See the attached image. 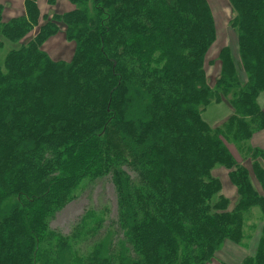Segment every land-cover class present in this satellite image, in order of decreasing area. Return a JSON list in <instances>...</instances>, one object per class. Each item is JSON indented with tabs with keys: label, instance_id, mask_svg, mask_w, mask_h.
I'll return each instance as SVG.
<instances>
[{
	"label": "trees",
	"instance_id": "16d2710c",
	"mask_svg": "<svg viewBox=\"0 0 264 264\" xmlns=\"http://www.w3.org/2000/svg\"><path fill=\"white\" fill-rule=\"evenodd\" d=\"M39 1L15 16L0 3V37L17 44L0 66V264H264V0H228L238 57L219 50L213 84L208 0ZM60 27L75 47L53 57ZM213 103L230 110L220 123L204 117ZM105 177L114 221L104 206L51 227Z\"/></svg>",
	"mask_w": 264,
	"mask_h": 264
},
{
	"label": "rangeland",
	"instance_id": "374dc122",
	"mask_svg": "<svg viewBox=\"0 0 264 264\" xmlns=\"http://www.w3.org/2000/svg\"><path fill=\"white\" fill-rule=\"evenodd\" d=\"M13 1L16 0H0V3H6V8L4 7V14L9 11V5L12 4ZM45 2L46 0H44L42 4L41 0L39 1L41 12L49 13L48 6L45 5ZM208 3L214 19L216 36L215 41L209 47L206 54L205 71L208 83L213 84L220 71V61L217 56L219 50L223 46H228L231 50L232 56H235L236 58L238 57V50L236 42V30L234 27L229 25L234 16V11L231 8L228 0H208ZM63 9L64 8L59 7L55 11L63 13L65 11ZM51 38L53 39L49 41L47 47L43 45V49H45L51 55L53 54L55 57H57L58 52L61 49L68 52L69 48L71 51V46H73V48L75 47L74 42H71L65 38L62 29ZM0 42V66H2L6 53L10 49L17 47V44L2 37H0ZM63 58L66 59L65 57H62L61 59ZM229 112L230 110L227 105H223L222 103H213L206 108L204 117L211 124L220 123L224 118H226ZM255 134L256 135L252 140L253 146H261L264 148V128ZM226 145H228L230 152L239 163L247 164V162H245V160L240 155L236 144L233 142H227ZM248 166H250V161ZM227 172L228 171L226 168L219 165H216L212 171V174L218 177L221 182V192L224 194L226 193V195L227 193H232L231 191H228L230 189L231 183L227 176ZM115 197L116 193L109 177L84 183L80 191H78L77 197L57 213L55 218L51 221V227L66 233L70 230L71 226L79 220L87 208H94L97 210L104 206L108 207L106 218H111L112 221H114L116 214ZM260 218L261 215L257 207L252 208L248 216L246 214L245 224L242 227V231L244 233V243H249L250 239L258 232ZM213 264H219V262L215 260L213 261Z\"/></svg>",
	"mask_w": 264,
	"mask_h": 264
},
{
	"label": "crops",
	"instance_id": "0c3cea01",
	"mask_svg": "<svg viewBox=\"0 0 264 264\" xmlns=\"http://www.w3.org/2000/svg\"><path fill=\"white\" fill-rule=\"evenodd\" d=\"M6 4V3H5ZM10 8H9V11H8V14L11 15V16H15V15H19L22 13L23 11V0H16V1H13L12 4L9 5ZM66 8H69V6L67 5ZM52 40V39H51ZM70 49V48H69ZM67 52V51H66ZM72 52V51H71ZM59 53V52H58ZM67 55H68V52H67ZM53 57H55L53 54L51 55ZM58 56V55H57ZM210 264H213V263H210Z\"/></svg>",
	"mask_w": 264,
	"mask_h": 264
}]
</instances>
